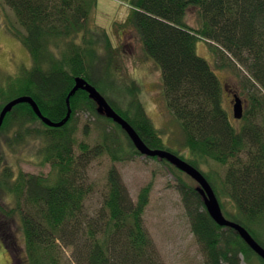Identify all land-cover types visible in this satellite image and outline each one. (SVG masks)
Listing matches in <instances>:
<instances>
[{"label":"trees","instance_id":"16d2710c","mask_svg":"<svg viewBox=\"0 0 264 264\" xmlns=\"http://www.w3.org/2000/svg\"><path fill=\"white\" fill-rule=\"evenodd\" d=\"M3 1L15 16V23L8 27L27 47L32 65L0 84V111L12 98L30 95L43 114L62 121L77 76L94 85L105 80L94 72L96 64L106 70L109 65L101 63L99 40L89 35L84 44L76 42L82 29L91 31L88 17L98 0ZM129 4L132 10L126 22L137 30L145 54L160 67L165 102L191 152L189 157L179 155L207 177L222 209L223 195L232 202L234 211L224 209L228 218L245 226L264 246V0H129ZM190 7L198 8L199 28L186 21ZM199 39L229 55L222 67L232 65L242 72L239 77L248 104L241 126L233 123L224 105L218 75L197 54ZM105 96L150 147L167 148L141 101L134 107L132 98L127 109H120ZM70 103L72 114L60 127L44 123L24 102L7 114L0 128L6 135L13 129L11 142L34 141L36 157L51 168L47 175L20 172L13 183L11 172L3 177L18 197L28 262L166 264L144 221L152 183L142 187L135 200L113 165L99 207L92 210L87 205L95 186L89 173L93 160L106 154L113 162L125 161L140 152L121 125L98 112L87 91L77 90ZM80 110L90 111L101 121L100 140L95 144L75 137ZM88 130L86 126V134ZM212 161L228 165L219 186L201 167ZM172 167L180 174L177 185L207 264H241V255L248 264H255L254 259L264 264L238 232L211 217L196 187L182 178L183 171ZM67 247L72 248L71 258L65 257Z\"/></svg>","mask_w":264,"mask_h":264},{"label":"rangeland","instance_id":"374dc122","mask_svg":"<svg viewBox=\"0 0 264 264\" xmlns=\"http://www.w3.org/2000/svg\"><path fill=\"white\" fill-rule=\"evenodd\" d=\"M131 10L129 0H98L97 7L88 17L87 29L91 30V34L82 29L76 36V42L84 44V37L89 35L99 40L98 55L101 63H109L107 70L102 68V65H95L96 76L105 77V80L101 79L96 84L99 91L109 96L120 109H127L132 98L135 99L134 107L137 101H141L158 129L164 146L177 151L178 155L189 157L191 152L185 145L180 124L164 99L161 69L145 54L137 30L126 22ZM14 20L12 10L0 0L1 85L9 82V76L19 75L24 68H30L32 65L27 47L8 27L15 23ZM186 21L191 27L201 26L197 7L188 9ZM18 27L23 30L21 26ZM107 39L110 42L109 46ZM212 46L206 39H199L196 43L197 54L209 61L218 75L223 87L224 105L229 110L233 123L241 126L244 121L233 116V105L230 100L232 92L238 90L248 104V94L243 90L239 77L242 72L232 65L222 67V60L229 62V55L224 53L222 55V52L216 51ZM101 125V121L90 111H78L75 120L76 139L79 142L85 140L91 144L97 143L100 140ZM107 125L117 131L112 123ZM86 126H89L87 133L89 135L86 134ZM12 132L13 129L7 133L8 135L0 133V264H30L27 260L25 237L22 232V216L17 207L18 197L11 192L9 185L3 183V177L11 172L10 182L13 183L20 172L47 175L51 168L50 164L44 165L36 157L37 145L34 141L11 142ZM164 160L142 153L118 162H113L106 154L97 157L90 165L89 173L95 186L87 205L92 210L99 207L106 189L107 172L113 165L120 170L135 200L141 188L152 183L144 221L165 263L207 264L205 253L192 231L182 193L177 185L180 174L170 162L168 164ZM201 167L211 174L219 186L222 184L228 165L212 161L202 164ZM182 178L195 187L198 185L186 173ZM221 200L225 204L224 209L229 212L234 211L232 202L227 196L223 195ZM12 209L15 210L10 214ZM71 249L64 248L65 257L71 258ZM255 258L258 260L257 257ZM241 261V264H248L242 255ZM254 261L258 264L255 259ZM65 264H68L67 260Z\"/></svg>","mask_w":264,"mask_h":264},{"label":"water","instance_id":"95a60500","mask_svg":"<svg viewBox=\"0 0 264 264\" xmlns=\"http://www.w3.org/2000/svg\"><path fill=\"white\" fill-rule=\"evenodd\" d=\"M79 89H83L88 92L89 96L96 102L97 110L99 113L106 115L108 118L113 119L116 123L121 125L123 130L127 133L128 137L135 145L136 149L147 156L159 157L165 159L172 165L189 175L198 185L197 191L201 194L205 206L211 215V217L221 226L233 228L239 235L245 240V242L252 248V250L264 260V246L256 240V238L250 233V231L230 218H228L222 209L220 200L207 177L203 172L195 167L193 164L179 156L178 154L164 149L150 147L144 139L140 136L135 127L116 109L110 104L107 97L99 91V89L86 79L84 76H77L75 78V85L67 96L68 113L62 121L51 120L48 116L43 114L36 100L30 95H20L7 101L0 111V128L2 127L7 114L19 103L27 102L31 104L38 117L47 125L52 127H60L67 122L72 114V108L70 103L71 96ZM234 116L238 119L244 115V105L242 98L238 95H234Z\"/></svg>","mask_w":264,"mask_h":264},{"label":"flooded vegetation","instance_id":"af4514ba","mask_svg":"<svg viewBox=\"0 0 264 264\" xmlns=\"http://www.w3.org/2000/svg\"><path fill=\"white\" fill-rule=\"evenodd\" d=\"M239 94V92H238V90H234L233 92H232V99L230 100V102L232 103V105L234 104V95L235 94ZM240 95V94H239ZM241 96V95H240ZM243 99V98H242ZM243 104H244V110L246 109V107H247V101H245L244 99H243Z\"/></svg>","mask_w":264,"mask_h":264}]
</instances>
